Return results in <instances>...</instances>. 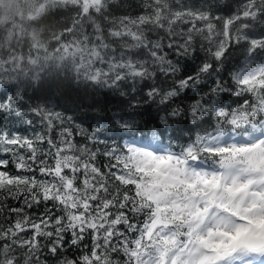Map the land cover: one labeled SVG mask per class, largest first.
<instances>
[{
  "label": "snow or ice",
  "instance_id": "6c2138e0",
  "mask_svg": "<svg viewBox=\"0 0 264 264\" xmlns=\"http://www.w3.org/2000/svg\"><path fill=\"white\" fill-rule=\"evenodd\" d=\"M214 6L172 0L166 9L151 0L135 17L95 9L107 28L89 21L94 74L85 80L121 96L126 85L132 93L146 86L147 101L163 115L144 127L139 112L106 117L90 131L61 111L0 102V111L28 125L34 121L26 117H39L43 129L0 131L2 151L14 157L0 158V215L14 214L0 224V264H48L49 257L58 264H264V33L254 31L264 25V0H244L228 17L213 15ZM198 40L204 58L194 74L181 75L169 51L195 58ZM242 45V64L226 70L230 48ZM203 84L210 87L187 110L176 104ZM180 121L194 135L176 136ZM149 123L150 137L137 136ZM7 199L22 203L7 207ZM40 206L38 215L30 211ZM86 237V253L62 258L61 249L79 248Z\"/></svg>",
  "mask_w": 264,
  "mask_h": 264
},
{
  "label": "trees",
  "instance_id": "16d2710c",
  "mask_svg": "<svg viewBox=\"0 0 264 264\" xmlns=\"http://www.w3.org/2000/svg\"><path fill=\"white\" fill-rule=\"evenodd\" d=\"M183 2L196 7L203 5V10H207L208 5L212 4L215 5L211 9L213 15L228 17L244 0H183ZM147 3H151V0H104L102 4L90 7L91 11L85 14L82 3L76 0L61 2L0 0V102H7L11 97L13 108L24 112L37 105L61 111L66 115H72L76 123L85 128L92 126L89 128L90 131L94 130L96 125H100L106 117H118L124 113H142L136 117L141 121L142 127L144 121L158 120L163 113H158L157 104L147 101L146 86L138 85L136 93H132L130 86L126 85L124 90L128 95L121 96L114 90L94 89L93 85L85 80V76L94 74L91 68L92 60L95 59V48L91 47L94 41L85 38V31L89 37L93 35L94 25H90L89 21L103 23L107 28L103 13L98 15L95 9L105 8L111 17L124 15L135 17L144 13V5ZM171 3L172 0H161L166 9ZM167 15L165 11L163 18H167ZM214 23L218 27L222 26L220 21ZM254 31L255 34L264 33V25L256 24ZM201 43L203 41H197L195 58L176 57L169 51V58L173 61L180 60V65L185 70L181 75L194 74L201 63L205 55L199 50ZM242 47L243 45L239 48L235 46L230 48L225 62L226 70L242 64ZM163 79L160 77L161 81ZM170 83L169 80L164 86L168 87ZM209 87V84H203L197 89L187 90L177 98L176 104L187 110L194 100L200 97L201 92H206ZM17 93L23 95V101L16 99ZM238 99L241 98L232 97V100ZM134 101H138L140 106L131 108L129 105ZM224 103L227 105L231 100ZM235 106L233 104V107ZM26 118H31L34 123L28 125L22 118L0 111V131L19 133L22 136H33L43 131L39 125V117L30 115ZM153 126L154 123H149L145 131L137 133V136L150 137V129ZM188 127L191 126L185 121H180L175 135L184 138L194 135L187 131ZM168 135L173 133L170 132ZM53 137H56L55 131ZM75 142L86 143L79 135H75ZM40 147L46 149L47 144ZM2 148L0 145V158L10 161L14 159L11 153H4ZM100 161H104V158L101 157ZM9 171L15 173L14 165H9ZM21 203L22 200H5L7 207H18ZM30 211L38 215L43 211V206ZM11 218H14V214ZM11 218L5 209L4 215H0V224L6 226ZM84 245L91 246L90 238L86 237L79 248L66 246L61 249L62 258L79 259L81 254L87 252ZM48 264H58V261L49 257Z\"/></svg>",
  "mask_w": 264,
  "mask_h": 264
},
{
  "label": "rangeland",
  "instance_id": "374dc122",
  "mask_svg": "<svg viewBox=\"0 0 264 264\" xmlns=\"http://www.w3.org/2000/svg\"><path fill=\"white\" fill-rule=\"evenodd\" d=\"M51 1L52 2H61V1H65V0H51ZM76 1H80L84 8L96 7L98 5V4L92 3V0H89V2L87 4L85 3V0H76Z\"/></svg>",
  "mask_w": 264,
  "mask_h": 264
}]
</instances>
